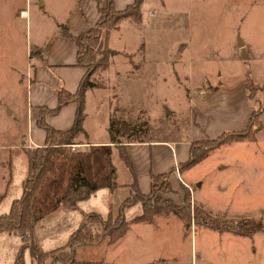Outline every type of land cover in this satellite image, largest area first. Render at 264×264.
<instances>
[{
    "label": "rangeland",
    "instance_id": "obj_1",
    "mask_svg": "<svg viewBox=\"0 0 264 264\" xmlns=\"http://www.w3.org/2000/svg\"><path fill=\"white\" fill-rule=\"evenodd\" d=\"M11 1L0 0V214L22 195L28 176V157L23 147L14 144L28 139L27 68L34 62L28 54L34 36L30 39L26 18L9 14ZM157 2L147 0L142 21L126 18L121 30L112 36L113 44L124 49L122 52L112 54L107 61H100L104 53H98L93 64L92 82L109 86L112 92L110 117L115 119V134L124 141L132 135L171 137L173 127H177L176 135L187 140L193 131L190 111L198 100L199 104L212 106L205 94L210 84L202 82L203 78L213 84L222 79L223 88L228 90L243 87L244 83L246 86V78L250 76L256 87L247 88L250 97L246 96L239 109L246 112L253 107L251 116L254 114L255 124H249L245 138L232 141H251L211 149L214 141L208 140L212 138L196 141L198 152L209 150V155L187 174L192 183L198 177L201 188L196 183L193 189L187 188L190 203L200 205L213 216L232 221L252 218L264 224V0H165L167 11L158 7ZM32 10L31 34L37 26V11ZM240 39L243 45H239ZM188 42L193 57L185 60ZM140 65L138 82L132 77L139 72ZM125 67L129 70L122 82ZM95 108L92 102L87 128L82 131L86 139L108 135L109 122ZM247 124L237 130L244 131ZM237 130L226 133L230 136ZM109 136H114L112 130ZM74 141L64 145L63 153L55 154L56 173L48 175L32 199L31 239L43 250H53L67 242L69 233L88 214L98 211L105 215L108 211L109 206L104 203L109 201L95 200L94 195L73 203L85 191L81 188L79 192H69L67 184L79 171L97 173L98 182H106L108 178L112 182L113 170L106 163L111 153ZM100 154L103 159L95 163L94 157ZM114 160L123 178L127 165L119 154ZM223 164L228 167H221ZM87 167L89 173L85 171ZM165 186L166 181L160 178L150 197L145 195L143 201L128 204L125 210L128 225H121L110 241L102 235L116 222L119 208L113 209L107 221L106 216L91 217L88 225L94 239L76 247L77 260L102 259L108 264H264V228L241 234L197 223L195 219L187 222L175 213L157 217L155 214V223L129 220L142 213V202L163 203V198L172 196L174 191L165 190ZM179 190L181 202L173 199L183 203L184 188ZM83 200L87 201L82 203ZM31 239L26 242L15 230L0 233V264H14L22 245L30 244ZM24 264H38L29 247L24 250ZM45 264L63 262L48 256Z\"/></svg>",
    "mask_w": 264,
    "mask_h": 264
},
{
    "label": "crops",
    "instance_id": "obj_2",
    "mask_svg": "<svg viewBox=\"0 0 264 264\" xmlns=\"http://www.w3.org/2000/svg\"><path fill=\"white\" fill-rule=\"evenodd\" d=\"M133 1L134 0H114V6L117 7V9L125 8L127 4ZM107 2L108 0H34L35 6H33V0H12L10 2L9 14L14 17L21 16L26 18L27 29L29 30L30 28V39L31 36H34L33 42H31L34 48L31 46L30 50L28 49V54L34 62L30 69L27 68V77L29 76L30 80L27 85L29 87V96L27 99L29 134L27 140L24 139L19 141L20 143L14 144L15 147L34 149L36 146L45 144L47 131L39 124V120L42 118L41 108L56 107L59 103L58 97L60 89L65 88L67 91L74 93L78 89L81 78L88 70L86 66L77 63V45L73 39L61 32V25H67L70 33L73 35L87 31L91 27V24H94L100 18V7H105ZM157 6H161L162 9H165L164 11H167L165 0H158ZM32 8L37 11L35 21V25L37 26L34 27V33L31 34V29L33 28L31 24L33 14ZM155 10H157V8H155ZM123 21L124 19L122 23ZM122 23L118 28L109 30L107 35L108 45L119 52H122L124 49L122 50L113 44L112 36L121 30ZM28 33L26 36H28ZM185 52V57H187L185 60L193 57L192 45L189 42L185 47ZM128 70L129 68L125 67L124 71L126 73L122 77V82ZM141 70L142 66L140 65L139 72L133 76L132 79H136L139 82ZM217 80L218 81L213 84L207 77L203 78L202 82L207 81L210 84L205 94L208 101L212 103V106L209 107L208 105H204L203 102L199 104L198 100L197 105L190 111L193 131L191 129L192 134L187 137V140H182V137H179L180 135L177 136L175 130L178 129L177 127H173L174 136L171 137H135L126 139L125 142H123V144L126 145L132 167L122 158L119 145L113 141L115 136H109V132L111 131L110 116L113 110L110 87L93 85V87L86 90L83 130L87 128L86 124L90 117L92 102L94 107H96V113L101 116H106L105 118L109 122V124H106L108 135L105 133L100 138L86 139L83 136V132H80L75 138V140L77 139L79 142L82 141L80 143L84 146L96 147L101 152L107 149V151L111 153V157L108 159L110 162L106 160L107 165L113 170L111 186H101L97 188L95 192L91 193V195L85 197L86 199L94 195L95 200L101 199L100 201L103 200V202L104 200L109 201V204L107 202L104 203V205L106 204V206H109L107 207V213L103 215L99 212L102 216H107L110 211H114L113 209L119 208L120 210L122 202L133 191L131 185L135 177L138 181L139 189L147 193L151 190L152 174L161 172L169 173V180L174 191L173 195L170 197L175 200L177 199L178 202H181V199H179L181 197L179 188H184L183 197L185 196L186 188H192L194 183H196L197 188H201L202 181H199L198 177H194L192 183L187 174L192 167L207 159L209 153L197 163L182 167L190 158L191 148L194 142L202 140V138H215L224 132H232L244 128L254 109L253 107H249L246 109V112L239 109L240 105H243L245 102L246 96H249L245 83L243 87L239 86V88L226 90L223 88L224 81L222 79ZM77 106V101H68L64 103L58 111L44 113V120L56 129H68L74 124ZM248 141L250 142L251 140H233L232 142H224L222 145L247 144ZM222 145L220 144V146ZM117 154H119L127 165L123 168V178L114 160ZM97 159H103L101 154L94 157L95 163L98 161ZM221 167H228V165L223 164ZM85 171L89 173L90 170L87 167ZM84 174L91 181L95 180L97 176V173L92 175V171L90 175ZM67 185L70 186V182ZM175 192H177V194ZM84 201L87 200H83L82 203H84ZM200 204H202V206L204 205L203 203ZM9 208L6 212L10 210ZM3 213H1L0 216ZM134 216L129 218V220L139 223V221L133 220ZM155 221L156 219L154 218L152 222H143L155 223ZM81 223L82 221H80L79 225ZM79 225H76L72 231ZM165 260L166 257L163 258V261Z\"/></svg>",
    "mask_w": 264,
    "mask_h": 264
},
{
    "label": "trees",
    "instance_id": "obj_3",
    "mask_svg": "<svg viewBox=\"0 0 264 264\" xmlns=\"http://www.w3.org/2000/svg\"><path fill=\"white\" fill-rule=\"evenodd\" d=\"M145 1L146 0H134L132 3L127 4L125 8L117 9V7L114 6V0H108L105 7H100V18L94 24H91V27L87 31L77 35L71 34L67 25H61V32L73 39L77 45V63L86 66L88 70L81 78L78 89L74 93L67 91L65 88L60 89L58 105L54 108H41L42 118H40L39 124L47 131L46 142L42 146L34 147V149L27 147L24 148V152L28 157V176L23 182L21 197L15 198L11 203L9 208L10 210L0 216V232H12L15 230L26 242L31 239L34 227V211L31 207L32 199L36 194V191H39L42 188L43 184L48 179V175L50 173H56L57 161H55V154L63 153L65 150L64 145L75 142V138L80 134V132L84 131L83 120L85 118V92L88 88L96 85L92 82L91 75L95 70L93 64L96 63L97 54L104 53V58H101L100 61H107L109 56L119 53L118 50L113 49L108 45V32L112 28H118L121 25L122 20L126 18H130L135 22L140 23L143 19V4ZM246 79L247 88L249 90L254 89V87H256V82H254L250 76ZM71 100H75L78 103L75 114L76 118L72 127L60 130L54 128L44 120V113L56 112L64 105V103ZM253 116L254 114L250 117L247 124L248 126L244 131H242L243 129L237 130L230 136L224 132L217 136V138L208 140L214 141L212 142L213 145L209 148L211 149L224 142L232 141V139L245 138L247 136L245 134L248 133L250 125L253 126L255 124V122H253ZM115 125V119L111 117L110 129L115 136L113 141L119 145L122 158L125 159L130 167H132V162L129 158L126 145L123 144L125 141L120 139L121 136L115 134ZM135 137L136 136L132 135L130 138ZM197 143L198 142H194L192 145L190 158L182 167L191 166L197 163L202 160V158H204L209 151L202 150L201 152H198L196 149ZM160 178L163 182L166 181L164 189L167 191H173L169 180V173L161 172L152 174L151 190L147 193L144 191L142 192L141 189H139L138 181L135 177L131 185L133 191L122 202L119 214L114 220L116 222L104 231V235H102L104 239L109 237V241L112 240L121 225H128V220H126L125 217V210L128 208V204L131 205L138 200L143 201V197L145 195L150 197L155 192V188H158V179ZM109 181V178L106 182L91 181L87 176H85L83 171H79L72 175L68 191H73L75 193L79 192L81 188H84V194L74 198V203L76 200L91 195V193L95 192V190L101 186H111V182ZM186 190L183 203H178L171 197L163 198V203L158 202L157 204H153L148 201L142 202L143 211L142 213L135 215L133 220L139 222H152L155 214L175 213L187 222H192V219H195L197 223L205 222L216 229H229L241 234H250L252 231L264 228L262 221L252 218L247 220L232 221L229 218L213 216L204 210L200 205L190 203V190L188 188H186ZM112 215L113 213L110 211L104 220H110ZM91 217L102 218V215L99 212L88 214L86 219H83L82 223L70 233L67 242L54 248L53 250H43L36 246L34 240L31 239L32 241L30 244L26 243L22 245L14 264H24V250L28 247L30 249V254L36 258L38 264H45V260L48 256H53L55 260L61 261L63 264H108L102 259L80 261L76 258V247L89 243L94 239L93 231L88 225V220Z\"/></svg>",
    "mask_w": 264,
    "mask_h": 264
},
{
    "label": "water",
    "instance_id": "obj_4",
    "mask_svg": "<svg viewBox=\"0 0 264 264\" xmlns=\"http://www.w3.org/2000/svg\"><path fill=\"white\" fill-rule=\"evenodd\" d=\"M244 44V42L242 41V39H240V41H239V45H243ZM247 55V53L245 52V56Z\"/></svg>",
    "mask_w": 264,
    "mask_h": 264
}]
</instances>
